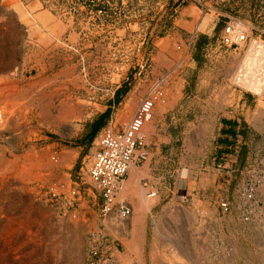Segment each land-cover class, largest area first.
Instances as JSON below:
<instances>
[{
	"label": "rangeland",
	"instance_id": "obj_1",
	"mask_svg": "<svg viewBox=\"0 0 264 264\" xmlns=\"http://www.w3.org/2000/svg\"><path fill=\"white\" fill-rule=\"evenodd\" d=\"M9 1L14 14L18 5H22L26 23L16 16L11 19L0 0V24L4 18H10L15 32L12 64L0 70V76L12 72L11 80L25 95V102L17 100L4 111L7 124L1 120L0 98V149L7 160L18 159L12 171L0 170V253L6 251L2 252L3 260L8 264H86L93 238L101 234L111 255L106 264H119L118 254L126 252L121 240L131 238L133 225L128 219L99 216L98 194L88 175L93 156L84 152L77 155L78 133L84 125L83 134L89 128L87 112L92 106L89 102L102 100L120 84L122 93L131 91L135 101L126 104L117 117V125L132 119L140 100L152 92L157 76L164 75L166 79L165 72H154V80L148 77L151 59H155L161 45L164 49L169 46L176 56V61L168 65L160 61L165 70L170 69L168 80L188 83V95L203 100L208 110L220 102L223 113L213 122L189 118L186 123H190L191 129H186V134L173 135L172 144L163 143L165 159L161 166L164 170L172 153L168 168L171 164L173 190L154 210L157 197L149 198L151 208L145 226L137 229L142 264H154L151 251L155 247L161 248L165 256L174 253V264H193L192 260L198 264H264V198L244 216L239 195L248 166L255 161L264 162V97L239 81L228 79L229 71L244 59L250 41L260 39L264 43V0ZM230 20L247 32L248 39L239 47L220 43ZM203 36L207 39L199 48L197 44ZM187 39L191 41L188 49L183 42ZM257 46L253 65L264 72V46ZM136 65L137 70L142 68V73L136 74ZM240 96L251 99L246 111L240 107L236 117L248 112L250 117L260 119L263 130L258 135L244 131L240 143L234 142L232 146L237 151L232 153L234 161L225 167L228 162L224 161L223 152L228 143L220 139L228 137L224 132L218 136V128L221 124L228 125L226 118L235 114L234 106ZM24 105L27 108H22ZM131 107L135 109L133 112ZM67 154L73 158L63 163ZM68 187L81 191L75 206L47 199L51 190L64 193ZM223 200L230 204L227 211L220 207ZM175 202L183 209L169 214L167 211ZM28 216L32 219L27 221ZM34 220L38 225H34ZM121 222L123 230L118 233ZM5 237L8 242L3 240ZM8 248L9 251L5 250Z\"/></svg>",
	"mask_w": 264,
	"mask_h": 264
},
{
	"label": "crops",
	"instance_id": "obj_2",
	"mask_svg": "<svg viewBox=\"0 0 264 264\" xmlns=\"http://www.w3.org/2000/svg\"><path fill=\"white\" fill-rule=\"evenodd\" d=\"M214 27L212 29H214ZM166 38L162 40L166 41L167 44H170V42H168V39L166 40ZM183 42L185 43L187 49L191 46V41H189L188 39L185 41L183 40ZM179 44L180 46H182L181 41L179 42ZM161 47L162 46L160 45V47L156 51L155 59H151L153 62L150 65L148 77L154 80L156 79L154 72L156 74L165 72L166 79L164 80V84L161 88L162 95L157 100L153 111V133L150 134L151 136L149 135L145 138L146 146L149 151V158L147 161L136 165L139 167L147 165V168L149 169L150 174L142 179L141 184L148 189L151 188L148 193L154 192V190L156 191L155 197L157 198L155 199L157 201L154 204L152 210H154L161 202L165 201L169 197L170 193L173 190L171 184H174L172 166H170L171 164L168 168V163L172 159V153L169 160L165 163L166 167L164 170L163 166H161L165 159L162 154V148L165 147L163 146V143H167L168 145L172 144L174 142L172 138L173 135L180 136L182 134H186V129H191L189 128L190 123H186L189 118L195 121L203 120L205 122H213L220 119V116L223 113L220 102L215 103L214 105L212 104L213 108H210L209 106L208 110L203 100H200L197 97H190L188 95L186 90L188 83L180 81L171 83V81L168 80L170 69L165 70L164 66L160 64V61H164L167 63H165V65H168V63L170 64V62L173 63L176 61V56H174V53L169 48V46H167L165 49ZM136 67L137 65L134 66V69L137 70ZM141 69L142 68H139L136 74L142 73ZM136 77L137 76L135 75L134 78L136 79ZM162 77H164V75L157 76V79H160ZM122 91L123 85L120 84L115 87V89H113L111 94H109L108 96H103L102 100L89 102L92 105L88 108L90 112H87V121L89 122V124L97 120H104V124L101 125L99 130L95 132L93 136L91 132L92 128H88V130L85 131V134H83L86 126L84 125L82 131L78 133V136L80 138V147H78L76 150L77 155L81 152H84L87 153L86 156H93L95 152H93V150L97 149L98 139L104 129L113 128L115 131L121 129L123 124L117 125V117L122 113V110L124 112L127 103H134L135 101L134 96L130 95L131 91L125 93V95L122 93ZM247 99L248 100H246L243 96L238 97L237 102L234 106L236 107L234 110L235 114L226 118L228 125L224 126L223 124H221L218 128V136L221 135L220 133L224 132V135L228 137V140L220 139V141L228 143L227 145H225L223 152L224 161L228 162L226 163L225 167H230L229 163L234 161V158L232 159V153H234L233 150L235 148H233L232 146H235L234 142L240 141L239 138H242L244 131H250L253 132L254 135H258L260 134V130H263L262 126L259 124L260 119H255L254 116L250 117L248 112L247 114H241V118L239 116L236 117V113L238 112L240 107H242V111H246V107L248 108L247 104L251 97L248 96ZM95 106H99L100 108L97 109ZM203 129L205 130V127ZM168 137L169 139H167ZM220 152H222V150ZM128 178L129 174L126 181L128 180ZM223 185L227 186V184L225 183H223ZM125 201L131 206L133 213V215L131 214L128 220L130 221V224H134L133 219L135 217L134 215H136L134 211V203L127 199H125ZM148 215L149 212L146 213V217L144 216V221L141 225L142 227L143 225L145 226V221L148 218Z\"/></svg>",
	"mask_w": 264,
	"mask_h": 264
},
{
	"label": "built area",
	"instance_id": "obj_3",
	"mask_svg": "<svg viewBox=\"0 0 264 264\" xmlns=\"http://www.w3.org/2000/svg\"><path fill=\"white\" fill-rule=\"evenodd\" d=\"M235 23L237 22L230 20L226 24L220 39L222 45L239 47L248 39L247 33L236 27ZM164 80L162 77L156 81L152 92L141 99L132 119L123 124L120 130L106 128L98 139L88 175L98 194L100 202L98 213L101 218L106 219L111 214H116L119 217L116 218L123 221L132 214L131 206L125 200L120 201L118 197L131 164L139 165L149 158V151L141 131L153 118L155 104L162 95ZM80 192L78 187H72L64 193L51 190L47 199L62 201L67 206L73 207L79 201ZM148 195L153 198L156 192H150ZM239 195L243 201L241 206L244 209L243 215L247 216L255 204L259 205L262 196L264 198V162L255 161L248 166L244 172V183ZM220 207L227 211L230 204L223 200ZM110 259L106 240L101 234L95 235L87 252L86 264H106Z\"/></svg>",
	"mask_w": 264,
	"mask_h": 264
},
{
	"label": "bare ground",
	"instance_id": "obj_4",
	"mask_svg": "<svg viewBox=\"0 0 264 264\" xmlns=\"http://www.w3.org/2000/svg\"><path fill=\"white\" fill-rule=\"evenodd\" d=\"M2 5H3V9H5L7 12H8V14L7 15H10V17H11V19L13 18V16H16L17 17V19L19 20V21H21L22 23H26V21H25V17H24V11H23V7H22V5H18V9H17V13L16 14H14V12H13V10L10 8V1L9 0H2ZM2 11V10H1ZM4 12V11H3ZM6 16V15H5ZM2 19H3V17H2ZM11 19L10 18H4V20L2 21V23L0 24V70H4V69H6V68H8V66H9V64H12V63H10V60H11V58H10V56H11V51H13L12 50V46H13V39L15 38L14 37V29H13V27H12V24H11ZM235 25V24H234ZM34 27H32V28H36L35 29V31L37 30V31H39V28L37 27V26H35V25H33ZM236 26V25H235ZM27 27V26H26ZM18 28V27H17ZM22 29H24V28H22ZM240 29H242L243 31H245L246 32V30H245V28H243V27H241ZM28 30V29H27ZM30 32H31V30H30ZM29 32V33H30ZM247 33V32H246ZM23 34H24V32H23ZM22 34V35H23ZM31 34V33H30ZM33 34V33H32ZM28 36V35H27ZM41 36V35H40ZM47 36V35H46ZM45 36V37H46ZM20 37V36H19ZM40 38V37H39ZM21 39V38H20ZM42 39V38H41ZM19 41V40H18ZM17 41V42H18ZM41 41V40H40ZM250 41V40H249ZM44 42V41H43ZM45 42H46V40H45ZM22 44V43H21ZM244 44V43H243ZM262 45V46H264V43L260 40V39H252L251 41H250V44H249V48H248V51L246 52V54H245V57H243L244 59H242V60H239L236 64H235V66L233 67V69H231L230 71H229V73H228V79H232V80H236V81H239V83L241 84V85H243V86H245L247 89H251V90H253L256 94H259L260 96H262V97H264V72H263V70L261 69V68H259L258 66H254L253 65V59L257 56V54H256V52H257V45ZM14 47H16V46H14ZM17 49V48H16ZM241 49V48H240ZM245 52V51H244ZM16 53V52H15ZM22 53V52H21ZM22 57V56H21ZM21 61V60H20ZM19 63H21V62H19ZM11 66V65H10ZM18 67V66H17ZM12 70V69H11ZM6 71V70H5ZM21 71V70H20ZM8 73V72H7ZM12 73V72H11ZM11 73H9V74H3L2 76H0V98H1V100H2V103H3V107H2V112H1V114H2V122L4 121L5 123H7V121H8V118H7V120H6V115L4 116V114L6 113V112H4V111H6L7 109H10L9 108V106H11L12 105V103L13 102H16L17 100H19L20 102L21 101H23V103L25 102L24 100V96L25 95H23L19 90H17V87L15 88V85L13 84V81L11 80ZM21 79V78H20ZM25 79V78H24ZM21 82V81H20ZM26 82V81H25ZM24 82V83H25ZM38 82V81H37ZM21 84V83H20ZM30 84V83H29ZM41 84V83H40ZM39 85V84H38ZM19 86V85H18ZM25 86V85H24ZM28 86V85H27ZM40 86V85H39ZM19 88V87H18ZM40 88V87H39ZM28 89V88H27ZM22 90H24V89H22ZM25 91V90H24ZM27 93V92H26ZM15 95H16V97H15ZM42 95V94H41ZM39 97V96H38ZM31 99V98H30ZM30 99H28L29 101H30ZM39 99V98H38ZM36 101V100H35ZM43 101V100H42ZM1 103V102H0ZM18 103V102H17ZM16 103V104H17ZM22 103V102H21ZM22 103V104H23ZM32 103V102H31ZM42 103V102H41ZM15 104V103H14ZM16 104L14 105L15 107H16ZM21 104V105H22ZM30 104V103H29ZM31 105H34V103L33 104H31ZM13 106V107H14ZM26 105H24V106H22V108H24ZM37 107H39V106H37ZM22 108H20V109H22ZM25 108H27V107H25ZM13 109V108H12ZM40 109H41V107H40ZM126 109H127V107H126ZM16 110V109H15ZM44 110V109H43ZM133 110H135L133 107H131L130 108V111H132L133 112ZM26 111V110H25ZM38 111V110H37ZM136 111V110H135ZM12 112V111H11ZM14 112V111H13ZM12 112V113H13ZM16 112H18V111H16ZM21 112H23V111H21ZM45 112V111H44ZM122 112H123V110H122ZM131 112V113H132ZM20 113V112H19ZM28 113V112H27ZM46 114H48V111L47 112H45ZM127 113V112H126ZM10 114V113H9ZM25 114V113H24ZM43 114V113H42ZM128 114V113H127ZM26 115V114H25ZM36 115V114H35ZM154 115V114H153ZM3 116L5 117V118H3ZM126 116H128V115H126ZM126 116H125V118H126ZM130 116V115H129ZM128 116V117H129ZM133 116V115H132ZM19 117V116H18ZM18 117H17V119H18ZM122 117V116H121ZM11 118V117H10ZM13 118V117H12ZM20 118V117H19ZM123 118V117H122ZM14 119V118H13ZM153 118L150 120V121H148L144 126H143V128H142V131H141V133H142V135L144 136V138H146V137H148L151 133H153V126H152V124H153ZM157 120V119H156ZM125 121V120H124ZM123 121V122H124ZM129 121V120H128ZM121 123H122V120H121ZM7 124H9V123H7ZM2 126H3V124H2ZM0 128H2V127H0ZM4 128V127H3ZM6 128V127H5ZM1 130V129H0ZM3 130V129H2ZM6 132V131H5ZM151 136V135H150ZM10 154V153H9ZM13 154V153H12ZM41 155V154H40ZM53 155V154H52ZM5 152H4V150L3 149H0V170H2V171H12L15 167H16V165H17V163H18V159H10V160H7L6 158H5ZM27 156V155H26ZM44 156V155H43ZM45 157V156H44ZM51 157V156H50ZM62 157V156H61ZM60 157V158H61ZM73 158V156H72V154H67V155H65V157H63V160H62V162L63 163H66L67 162V160L68 161H71V159ZM52 159V158H51ZM48 160V159H47ZM43 161V160H42ZM21 163H22V161H21ZM34 163V162H33ZM45 163V162H44ZM52 163V162H51ZM69 164V163H68ZM21 165V164H20ZM67 165V164H66ZM22 166V165H21ZM32 166V165H31ZM46 166V165H45ZM42 167V166H41ZM51 167V166H50ZM55 167V166H54ZM23 169V168H22ZM22 169H21V171H20V169H19V171L20 172H22ZM18 171V172H19ZM26 171V170H25ZM31 171V170H30ZM41 171V170H40ZM40 171H38L37 173H39ZM51 172V171H50ZM16 174V173H15ZM20 174V173H19ZM35 173H33V175H34ZM150 173H149V170L147 169V168H140L139 166H136L134 163H132L131 164V166H130V169H129V178H128V180L127 181H125V183H124V185H123V187H122V189H121V191H120V193H119V197H118V199L120 200V201H123V200H125V199H129L131 202H133L134 203V211H135V213H136V215H134L135 217H134V219H133V222H134V224H132V225H134L133 226V231H132V236H131V238L130 239H122L121 241H122V243H123V245H124V247H125V253L123 254V255H120V254H118V257H117V259H118V262H119V264H142V244H141V238H140V236L138 235V233H137V229L139 228V227H142L141 225H142V223H143V219H144V216L146 215V213L150 210V208H151V202H150V200H149V198H151V197H149V195H147V194H149L148 192H149V189H151V188H145V187H143L142 185H141V179L143 178V177H145V176H148ZM35 175H37V174H35ZM19 176H21V174L19 175ZM44 177V176H43ZM10 179V178H9ZM38 179V178H37ZM36 179V180H37ZM6 181V180H5ZM8 182H10V180L8 181ZM2 183V182H1ZM4 183V182H3ZM23 183V182H22ZM61 184V183H60ZM24 185V184H23ZM62 185V184H61ZM59 186V185H58ZM22 187V186H21ZM53 187V186H52ZM5 188V187H4ZM9 188V187H8ZM65 188V187H64ZM69 187H68V189H67V191H69ZM8 190V189H7ZM58 189H56V191H57ZM64 190V189H63ZM1 191V190H0ZM155 191V190H154ZM60 192V191H59ZM65 192V191H64ZM2 193V192H1ZM3 195V198H6V196H5V194H2ZM9 198V197H8ZM136 201V202H135ZM8 204V203H7ZM3 205V204H2ZM9 205V204H8ZM17 205V204H16ZM11 206V205H10ZM10 206H8V207H10ZM133 206V205H132ZM2 207H4V206H2ZM5 207H7V206H5ZM14 207V206H13ZM31 208V207H30ZM170 208V207H169ZM172 208H174L175 210L173 211V209ZM172 208H170L169 209V211H167V212H170L169 214H171V212H177V209L179 210V209H183L179 204H177L176 202L175 203H173L172 204ZM8 210V209H7ZM12 210V209H11ZM26 211V210H25ZM36 211H38V209L36 210ZM183 211H185V210H183ZM187 211V210H186ZM195 211H197V210H195ZM194 211V212H195ZM4 212H6V211H4ZM9 213H10V210L8 211ZM13 212V211H12ZM16 212V211H15ZM22 212V211H21ZM45 212H47V211H45ZM180 212H182V211H180ZM188 212V211H187ZM17 213V212H16ZM15 213V214H16ZM178 213V212H177ZM18 214V213H17ZM44 214V213H43ZM168 214V213H167ZM166 214V215H167ZM19 215V214H18ZM28 215V214H27ZM47 215V214H46ZM132 215H133V213H132ZM178 215V214H177ZM21 216V215H20ZM35 216V215H34ZM172 216V215H171ZM4 217V216H3ZM22 217V216H21ZM25 217V216H24ZM24 217H22V218H24ZM75 217V216H74ZM111 217H114L115 219H117V218H119V217H117V215L116 214H111ZM117 217V218H116ZM146 217V216H145ZM196 217H198V216H196ZM35 218V217H34ZM72 218V217H71ZM70 218V219H71ZM170 218V217H169ZM177 218V217H176ZM12 219V218H11ZM14 219V218H13ZM30 219H32V218H30ZM29 219V216H28V218L26 217V220L28 221V220H30ZM36 219V218H35ZM38 219V218H37ZM36 219V220H37ZM69 219V218H68ZM182 219V218H181ZM190 219V218H189ZM189 219H187V220H189ZM24 220H25V218H24ZM73 220H75L74 218H73ZM117 220H119V219H117ZM164 220V219H163ZM162 220V221H163ZM18 221V220H17ZM16 221V222H17ZM20 221V220H19ZM32 222H33V220H31ZM1 222V221H0ZM3 222H4V220H3ZM14 222V221H13ZM12 222V223H13ZM21 222V221H20ZM30 222V221H29ZM34 222H36L35 220H34ZM42 222V221H41ZM76 222V221H75ZM146 222V221H145ZM2 223V222H1ZM8 223V222H7ZM19 223V222H18ZM38 223L39 222H36L34 225H38ZM197 223V222H196ZM14 224V223H13ZM12 224V225H13ZM22 224V223H21ZM26 224V223H25ZM24 224V225H25ZM33 224V223H32ZM31 223H30V225H32ZM41 224V223H40ZM43 224V223H42ZM161 224V223H160ZM19 225V224H18ZM23 225V224H22ZM45 225V224H44ZM26 226V225H25ZM28 226H29V224H28ZM42 225H40V227H41ZM54 226V225H53ZM57 226V225H56ZM60 226V225H59ZM123 226H124V224L122 225V222L120 223V224H118V227L119 228H121V229H119L118 230V233H121V230H123ZM130 226V225H129ZM7 228V227H6ZM8 228H10V227H8ZM12 228H13V226H12ZM22 228V226L20 227V229ZM38 228V227H37ZM43 228V227H42ZM52 228V230H53V227H51ZM14 229V228H13ZM12 229V230H13ZM160 229V228H159ZM10 230V229H9ZM15 230V229H14ZM34 231H35V229H33ZM40 230V229H39ZM42 230V229H41ZM48 230H51V229H48ZM55 230V229H54ZM53 230V231H54ZM164 230V229H163ZM16 231V230H15ZM21 231L23 232V230L21 229ZM26 231V230H25ZM36 231H37V229H36ZM141 231V230H140ZM2 232V231H1ZM5 232V231H4ZM12 233H13V231H11ZM11 232H9L8 233V231H7V233L8 234H10ZM19 232V231H18ZM30 232H33L32 230H30ZM55 232V231H54ZM145 232V231H144ZM159 232H161L160 230H159ZM158 232V233H159ZM165 232V231H164ZM7 233H4V234H7ZM23 234V233H22ZM46 234V233H45ZM19 235V234H18ZM27 235V234H26ZM32 235V234H31ZM41 235V234H40ZM54 235V234H53ZM4 236V235H3ZM2 236V237H3ZM21 236V235H20ZM50 236V235H49ZM52 236V235H51ZM145 237V236H144ZM9 238V237H8ZM13 238H15V237H13ZM25 238V237H24ZM36 238V237H35ZM38 238H40V237H38ZM42 238V237H41ZM48 238H50V237H48ZM158 238V237H157ZM5 239H6V237L3 239L4 241H5ZM10 239V238H9ZM23 239V238H22ZM161 239V238H160ZM2 240V239H1ZM8 240V239H7ZM20 240V239H19ZM25 240H27V239H25ZM24 240V241H25ZM28 240H29V238H28ZM11 241V240H10ZM9 241V242H10ZM195 241V240H194ZM1 242V241H0ZM5 242H8V241H5ZM17 242V241H16ZM56 242V241H55ZM59 242V241H58ZM62 242V241H61ZM60 242V243H61ZM155 242V241H154ZM22 243V242H21ZM24 243V242H23ZM22 243V244H23ZM157 243H159V241L157 242ZM7 244V243H6ZM13 244V243H12ZM155 244V243H154ZM162 244V243H161ZM1 245V244H0ZM9 245H11V244H9ZM156 245V244H155ZM3 246V245H2ZM7 245H5V247H6ZM56 246V245H55ZM197 246H199V245H197ZM20 247H21V245H20ZM154 247V246H153ZM170 248V247H169ZM4 249V248H3ZM58 249H60V247L58 248ZM161 249V248H160ZM160 249H158L157 247H155L154 249H153V251H151L152 252V255H151V257H152V261H153V263L154 264H174L173 262H174V260L172 259V256H173V258L175 257V254L173 253H170L169 254V256H165L166 254L162 251V250H160ZM198 249V248H197ZM201 249H202V247H201ZM5 250H8L9 251V248L8 249H5ZM171 250V249H170ZM211 250V249H210ZM56 251V250H55ZM2 252H3V250H2ZM2 252L0 253V264H8V263H10V262H8V263H6L4 260H3V254H2ZM144 252V251H143ZM196 252V251H195ZM4 254L6 253V251H4L3 252ZM8 253H10V252H8ZM60 253H62V251H60ZM189 253V252H188ZM199 253V252H198ZM197 253V254H198ZM206 253V252H205ZM53 254H55L54 252H53ZM57 255V254H56ZM196 255V254H195ZM205 255V254H204ZM215 255V254H214ZM6 256V255H5ZM54 256V255H53ZM197 256V255H196ZM202 256V255H201ZM216 257V256H215ZM10 258V257H9ZM54 258V257H53ZM189 258V257H188ZM187 258V259H188ZM194 258V257H193ZM203 258V257H202ZM7 259V258H6ZM151 259V258H150ZM212 259V258H211ZM214 259V258H213ZM9 260V259H8ZM183 260L185 261V256H184V258H183ZM193 261V264H198V261L197 260H192ZM191 261V262H192ZM207 261V260H206ZM19 262V261H18ZM205 262V261H204ZM211 262V261H210ZM12 264V263H11ZM24 264V263H23ZM111 264V263H110ZM177 264V263H176ZM190 264V263H189ZM232 264V263H231Z\"/></svg>",
	"mask_w": 264,
	"mask_h": 264
},
{
	"label": "trees",
	"instance_id": "obj_5",
	"mask_svg": "<svg viewBox=\"0 0 264 264\" xmlns=\"http://www.w3.org/2000/svg\"><path fill=\"white\" fill-rule=\"evenodd\" d=\"M205 39H207L206 37H202L200 40H199V42H198V44H197V47H201L202 46V44H203V40H205ZM104 124V120H97V121H94L93 123H90V124H88V127L91 129L92 128V136H93V134L95 133V132H97L98 130H99V128L101 127V125H103Z\"/></svg>",
	"mask_w": 264,
	"mask_h": 264
}]
</instances>
